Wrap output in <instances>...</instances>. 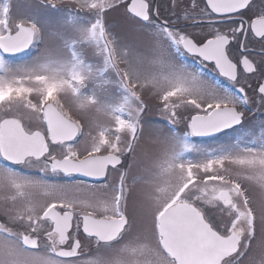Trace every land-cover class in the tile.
Instances as JSON below:
<instances>
[{"label": "snow or ice", "instance_id": "1", "mask_svg": "<svg viewBox=\"0 0 264 264\" xmlns=\"http://www.w3.org/2000/svg\"><path fill=\"white\" fill-rule=\"evenodd\" d=\"M65 3L0 2V264H264V0Z\"/></svg>", "mask_w": 264, "mask_h": 264}, {"label": "flooded vegetation", "instance_id": "2", "mask_svg": "<svg viewBox=\"0 0 264 264\" xmlns=\"http://www.w3.org/2000/svg\"><path fill=\"white\" fill-rule=\"evenodd\" d=\"M185 3H187V0H185ZM156 4L160 7L161 9V13L163 16L167 17L170 15V12L168 10V3L167 0H156ZM69 7H74V5H69ZM113 23L118 24L120 23V17L118 14H113ZM188 31H196L198 32L199 29H188ZM36 51V48H33L31 50H25L24 53H17L14 54V58L16 59H25L27 57L30 56V53L33 54ZM7 55V54H6ZM186 62L188 64L194 65L197 64L198 61H195L192 57H187L186 58ZM206 71L210 74L215 76L216 74L213 72V66L212 65H208ZM221 80L223 78H220ZM224 83L227 85V81H224ZM252 83H255V81H252ZM239 85H237L238 87ZM249 94L251 95V90H249ZM151 103H155V101H150ZM264 111V110H262ZM154 120L160 121L163 120V117L159 114V113H153V117ZM179 128L183 129L184 125L183 124H179L178 125ZM83 137H81V141H82ZM194 142L196 143H201L204 140H206V138H193ZM75 180L78 181H83L84 183H93V181L90 180V178H86V177H75Z\"/></svg>", "mask_w": 264, "mask_h": 264}, {"label": "rangeland", "instance_id": "3", "mask_svg": "<svg viewBox=\"0 0 264 264\" xmlns=\"http://www.w3.org/2000/svg\"><path fill=\"white\" fill-rule=\"evenodd\" d=\"M2 2V0H0ZM66 7H69V4H67V0L65 3ZM40 7L39 0H11V16L14 18H18L24 15L28 14H35ZM38 51L33 53L35 54ZM30 59V56L25 59H16L15 62H22L24 60ZM85 139L83 137L82 141Z\"/></svg>", "mask_w": 264, "mask_h": 264}]
</instances>
